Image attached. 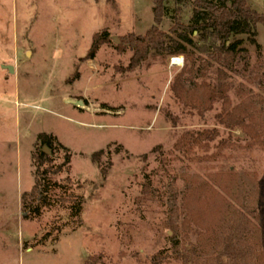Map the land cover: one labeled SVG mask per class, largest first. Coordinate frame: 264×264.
<instances>
[{
    "label": "rangeland",
    "instance_id": "374dc122",
    "mask_svg": "<svg viewBox=\"0 0 264 264\" xmlns=\"http://www.w3.org/2000/svg\"><path fill=\"white\" fill-rule=\"evenodd\" d=\"M246 2L264 17V0ZM165 7L160 28L175 39L174 12L189 25L191 2ZM152 25L151 0H0V264H150L174 241L169 187L183 209L180 250L215 254L240 215L245 264H264V137L221 121L224 110L239 113L245 99L264 97V24L254 37L230 38L247 50V69L236 64L230 72L213 62L178 96L170 88L186 66L182 56L151 52L138 69L121 71L131 53L122 52L120 39L142 37ZM103 31L110 43L86 60ZM189 38L199 48L187 50L206 60L196 34ZM217 70L226 76L222 98L210 95ZM254 116L245 123L264 122ZM211 130L212 141L188 138ZM39 134L55 137L71 160L69 171L48 175L56 184L47 189L51 207L31 220L21 199L34 186L39 153L48 156L41 169L65 155L37 142ZM99 150L97 165L91 158ZM99 167L108 169L105 178ZM75 198L82 201L78 218L70 216ZM168 256L162 264H181Z\"/></svg>",
    "mask_w": 264,
    "mask_h": 264
},
{
    "label": "trees",
    "instance_id": "16d2710c",
    "mask_svg": "<svg viewBox=\"0 0 264 264\" xmlns=\"http://www.w3.org/2000/svg\"><path fill=\"white\" fill-rule=\"evenodd\" d=\"M169 1L179 5L185 0H151L152 2V14L153 25L152 27L141 36H135L132 33L126 34V36L120 39L122 52L128 50L131 53L130 60L126 68L121 70L124 73L132 72L138 69L144 62L148 61L152 55L158 57H176L182 56L186 60V66L177 75L170 90L175 96H178L180 89H183L187 84V89H194L197 85L192 78L204 77L208 73L213 62L219 67H223L230 72L235 71L236 64H243L245 69L248 67V52L245 48H240V41L231 42L232 36H240L242 34L248 36L256 35V27L258 24H264V17L256 13L246 0H189L191 2L192 12L189 19V25L180 23L179 10H175L174 26L169 30L171 34L176 35L175 39H171L160 28L162 25V19L164 18L167 7L165 4ZM196 34L197 39L203 46V53L206 56V60L202 56L189 52L187 47L198 49L194 40H191L189 36ZM92 45L90 50L85 56V59L92 61L96 52L103 45L109 44V35L107 31L95 34L91 41ZM251 43L255 45L256 52H259V45L255 40H251ZM119 49V47H118ZM244 69V70H245ZM218 86L210 91L211 97L219 96L224 97V86L222 81L226 78L224 72L218 71ZM239 74V73H238ZM189 91V90H188ZM252 97V96H250ZM252 98L255 99L253 96ZM256 101H250L245 99L242 106L239 107V113L235 109L224 110L222 113V122L227 126L231 125L238 128H246L247 134L252 139H257L259 136L264 137V122L261 124H246V121H251L252 118L257 116H264V97H257ZM215 130L211 132H197L194 136H189L193 143L198 140L206 139L212 141L215 137ZM186 136V135H185ZM189 141V140H188ZM37 142L44 147L52 150L56 144L61 150L65 151L62 164L53 167L47 166L45 169V163H47L48 156L41 151L38 156V165H35V183L29 194H25L21 199L22 210L28 212L26 218L35 219L41 216L44 209L51 207V200L47 197L48 187H56V184L50 183L49 176L58 175L62 171H69L70 154L65 146L58 143L52 135L39 134L37 136ZM183 147L184 144L179 142L176 148ZM179 149V148H178ZM103 154L102 150L97 151L92 155L93 163L100 165V156ZM146 158V157H144ZM47 160V161H46ZM100 175L105 178L107 175V168L99 167ZM49 175V176H48ZM47 186V187H46ZM170 188V193L166 197L167 205L169 209V220L167 221L168 228L172 233L174 241L170 249H165L155 254L150 261V264H162L169 258V251L175 256V259L181 264H245V254L241 251L239 237L242 234L244 220L242 217L236 216L231 223L225 229L218 250L213 255L203 256L193 249L180 250V243L177 241L176 235L178 234L177 220L180 217L182 208L179 209L176 206L177 194L173 187ZM43 193L46 194L43 196ZM186 193V191L184 192ZM80 198H75L74 202L70 206V216L78 218L81 214Z\"/></svg>",
    "mask_w": 264,
    "mask_h": 264
},
{
    "label": "water",
    "instance_id": "95a60500",
    "mask_svg": "<svg viewBox=\"0 0 264 264\" xmlns=\"http://www.w3.org/2000/svg\"><path fill=\"white\" fill-rule=\"evenodd\" d=\"M116 42H117V41H116ZM117 43H119V42H117ZM3 68L6 69L10 74L13 72L12 67L10 68V67H5V66H3ZM45 153H46V152H45Z\"/></svg>",
    "mask_w": 264,
    "mask_h": 264
},
{
    "label": "bare ground",
    "instance_id": "6f19581e",
    "mask_svg": "<svg viewBox=\"0 0 264 264\" xmlns=\"http://www.w3.org/2000/svg\"><path fill=\"white\" fill-rule=\"evenodd\" d=\"M177 61V60H176ZM176 61L174 63H176Z\"/></svg>",
    "mask_w": 264,
    "mask_h": 264
},
{
    "label": "crops",
    "instance_id": "0c3cea01",
    "mask_svg": "<svg viewBox=\"0 0 264 264\" xmlns=\"http://www.w3.org/2000/svg\"><path fill=\"white\" fill-rule=\"evenodd\" d=\"M248 1V0H247ZM249 3V2H248ZM250 4V3H249Z\"/></svg>",
    "mask_w": 264,
    "mask_h": 264
}]
</instances>
